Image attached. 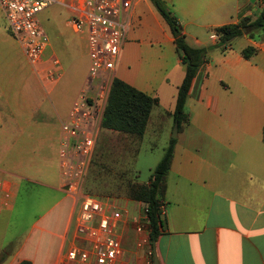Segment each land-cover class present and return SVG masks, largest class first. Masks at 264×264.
Masks as SVG:
<instances>
[{
  "label": "crops",
  "instance_id": "crops-1",
  "mask_svg": "<svg viewBox=\"0 0 264 264\" xmlns=\"http://www.w3.org/2000/svg\"><path fill=\"white\" fill-rule=\"evenodd\" d=\"M163 1L180 20L187 42L209 53L186 102L188 122L178 129L162 205L167 227L162 225L155 247L138 246L143 203L109 198L119 205L117 234L124 250L118 264H154L155 252L160 264H264V37L244 34L228 47H217L219 40L212 37L220 26L255 19L263 2ZM82 2L54 0L39 14L50 37L46 64L59 61L56 81L45 82L38 74L30 80L0 76V264H66V251L80 240L76 199L43 150L55 131L59 159L62 122L88 76L87 37L67 28ZM127 18L116 78L159 99L147 128L165 110L169 118L159 131L170 133L186 65L151 0H135ZM1 40L0 54L2 49L13 56L14 40ZM248 47L257 49L250 58L243 54ZM32 144L33 157H27ZM24 181L44 185L47 198L16 243L10 227Z\"/></svg>",
  "mask_w": 264,
  "mask_h": 264
},
{
  "label": "built area",
  "instance_id": "built-area-1",
  "mask_svg": "<svg viewBox=\"0 0 264 264\" xmlns=\"http://www.w3.org/2000/svg\"><path fill=\"white\" fill-rule=\"evenodd\" d=\"M135 0H83L70 24L87 37L90 66L85 84L62 122L59 147L61 183L76 199L77 234L80 240L65 253L66 264H118L123 245L117 234L119 205L109 198L86 194L84 183L96 150L99 131L109 102ZM54 0H0L8 30L45 82L59 77V61L46 64L50 37L39 14ZM219 40V34L212 35ZM228 47V46H226ZM137 226L138 246H151L149 208L143 204ZM149 254L152 255L150 248Z\"/></svg>",
  "mask_w": 264,
  "mask_h": 264
},
{
  "label": "rangeland",
  "instance_id": "rangeland-1",
  "mask_svg": "<svg viewBox=\"0 0 264 264\" xmlns=\"http://www.w3.org/2000/svg\"><path fill=\"white\" fill-rule=\"evenodd\" d=\"M67 28L71 34H74L71 25ZM8 36L14 40L16 49L11 57L1 49L0 76H18V78L26 80L37 76L35 69L27 60L21 44L8 30L7 21L0 10V46L3 44L1 39L8 38ZM161 112L163 117L157 118L154 124L147 128L142 138L101 126L96 150L84 183L83 190L86 194L97 195L101 198H116L119 201L132 200L126 194L128 183L131 180L150 181L152 173L164 157L172 137L177 134L174 129L170 133L159 131V128L164 126V121L169 118L165 110ZM55 135L54 131L46 141L47 144H44L43 158L51 161L54 172H58L60 176L59 159L56 158L54 150ZM33 146L34 144L28 146L27 153H25L27 157H33L34 153H31ZM43 191H47L44 185L24 181L22 196L16 208L18 216L14 218L13 227H10V231L17 237L14 242L17 243V240L23 239L32 222L39 215L40 205H43L44 199L47 198L43 197Z\"/></svg>",
  "mask_w": 264,
  "mask_h": 264
},
{
  "label": "trees",
  "instance_id": "trees-1",
  "mask_svg": "<svg viewBox=\"0 0 264 264\" xmlns=\"http://www.w3.org/2000/svg\"><path fill=\"white\" fill-rule=\"evenodd\" d=\"M151 1L170 26L177 52L186 65V75L179 86L176 108L172 113L175 124L181 129L188 122V115L185 111L186 102L201 66L207 61L209 48L190 45L176 14L167 7L163 0ZM262 2L263 10L255 19L243 17L237 23L218 27L216 29L219 34L217 47L233 45L244 34L253 37L257 33H262L264 37V0ZM244 29L247 31L245 32ZM256 51L255 47H248L244 49L243 54L246 58H250ZM158 103V98L137 89L120 78H115L102 125L110 130L125 132L142 138L146 132L152 109ZM175 143L176 138H172L164 157L154 169L149 182L131 180L126 190L129 198L142 202L149 208L150 238L154 247L162 233L163 197L166 191L167 174L174 157ZM19 264L32 263L29 260H24Z\"/></svg>",
  "mask_w": 264,
  "mask_h": 264
},
{
  "label": "water",
  "instance_id": "water-1",
  "mask_svg": "<svg viewBox=\"0 0 264 264\" xmlns=\"http://www.w3.org/2000/svg\"><path fill=\"white\" fill-rule=\"evenodd\" d=\"M244 31L246 32L247 29H244ZM178 125H175L174 130L177 132L176 135H174V138H176L178 136ZM162 225L166 228L167 227V219H166V214L163 213L162 214ZM154 264H160L159 258H158V254L155 252L154 253Z\"/></svg>",
  "mask_w": 264,
  "mask_h": 264
}]
</instances>
